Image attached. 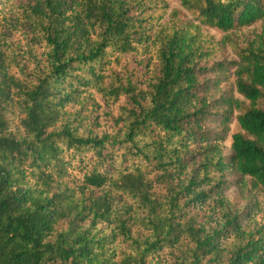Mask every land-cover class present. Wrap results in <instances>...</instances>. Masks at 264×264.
Masks as SVG:
<instances>
[{
	"label": "trees",
	"instance_id": "16d2710c",
	"mask_svg": "<svg viewBox=\"0 0 264 264\" xmlns=\"http://www.w3.org/2000/svg\"><path fill=\"white\" fill-rule=\"evenodd\" d=\"M0 0V264H264L212 175L264 188V0ZM261 23L209 100L202 26ZM214 84L215 81H213ZM237 108L228 161L211 110ZM222 122L228 117L224 115Z\"/></svg>",
	"mask_w": 264,
	"mask_h": 264
},
{
	"label": "rangeland",
	"instance_id": "374dc122",
	"mask_svg": "<svg viewBox=\"0 0 264 264\" xmlns=\"http://www.w3.org/2000/svg\"><path fill=\"white\" fill-rule=\"evenodd\" d=\"M164 1L168 6L166 12L158 10L156 13L157 15H163L161 21H166L168 13L171 10H176L178 24L187 21L195 22L193 17L181 8L178 0ZM260 30V22L249 26L237 27L226 33L202 26L203 34L213 41L211 44L213 52L206 60L199 62V67H205L209 71L215 63L223 62L226 65L227 62L238 60L237 49H242L248 41L254 39L255 35L260 33ZM234 69L232 66H227L226 71L206 72L200 76V81L203 85L209 84L210 89L206 93L209 100L218 99L221 96H233L245 106L248 105V102L235 92ZM238 112L237 108L231 109L227 105L218 106L211 110L209 121L205 124L212 135L219 133L224 136L221 142V154L225 162L228 161V156L231 153V135L240 131L236 121ZM224 115L228 117L225 123L221 120ZM212 182L214 184L216 182L221 183V192L230 203L231 210L240 215L239 219L242 226L257 229L264 223L263 187L254 185L249 177L243 178L233 169L227 168L222 172L213 174Z\"/></svg>",
	"mask_w": 264,
	"mask_h": 264
}]
</instances>
